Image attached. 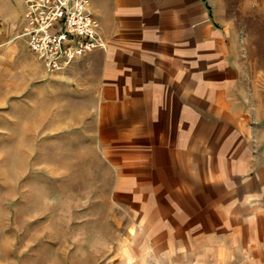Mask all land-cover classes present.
<instances>
[{
  "label": "crops",
  "instance_id": "obj_1",
  "mask_svg": "<svg viewBox=\"0 0 264 264\" xmlns=\"http://www.w3.org/2000/svg\"><path fill=\"white\" fill-rule=\"evenodd\" d=\"M91 5L108 46L61 71L17 37L23 9L0 27V115L34 95L80 132L137 264H264V86L210 1Z\"/></svg>",
  "mask_w": 264,
  "mask_h": 264
},
{
  "label": "rangeland",
  "instance_id": "obj_2",
  "mask_svg": "<svg viewBox=\"0 0 264 264\" xmlns=\"http://www.w3.org/2000/svg\"><path fill=\"white\" fill-rule=\"evenodd\" d=\"M209 1L244 78L264 86V0ZM24 3L0 0V27ZM33 97L0 115V264H137L110 211L111 181L87 178L93 154L80 132L51 131Z\"/></svg>",
  "mask_w": 264,
  "mask_h": 264
},
{
  "label": "built area",
  "instance_id": "obj_3",
  "mask_svg": "<svg viewBox=\"0 0 264 264\" xmlns=\"http://www.w3.org/2000/svg\"><path fill=\"white\" fill-rule=\"evenodd\" d=\"M92 0H25L17 37L51 72L61 71L108 42L101 31Z\"/></svg>",
  "mask_w": 264,
  "mask_h": 264
}]
</instances>
